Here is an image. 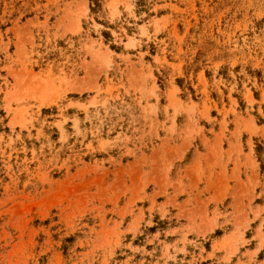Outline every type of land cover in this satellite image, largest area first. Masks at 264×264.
I'll use <instances>...</instances> for the list:
<instances>
[{
  "label": "rangeland",
  "instance_id": "obj_1",
  "mask_svg": "<svg viewBox=\"0 0 264 264\" xmlns=\"http://www.w3.org/2000/svg\"><path fill=\"white\" fill-rule=\"evenodd\" d=\"M0 264H264V0H0Z\"/></svg>",
  "mask_w": 264,
  "mask_h": 264
}]
</instances>
